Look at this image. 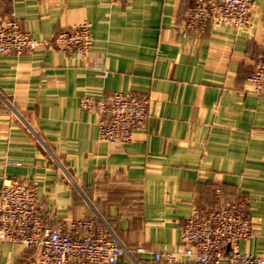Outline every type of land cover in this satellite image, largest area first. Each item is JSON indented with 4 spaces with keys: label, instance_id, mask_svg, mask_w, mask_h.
I'll return each mask as SVG.
<instances>
[{
    "label": "crops",
    "instance_id": "crops-1",
    "mask_svg": "<svg viewBox=\"0 0 264 264\" xmlns=\"http://www.w3.org/2000/svg\"><path fill=\"white\" fill-rule=\"evenodd\" d=\"M193 1L0 0V17L38 41L83 23L93 38L85 57L52 47L0 56V190L6 178L35 183L57 220H103L145 249L140 264H156L220 188L248 199L254 234L240 252L264 256V95L247 89L264 56V0H253L246 29L203 33L184 29ZM112 92L149 97L146 128L126 145L101 141L81 108L86 95ZM36 255L0 243V264Z\"/></svg>",
    "mask_w": 264,
    "mask_h": 264
},
{
    "label": "built area",
    "instance_id": "built-area-1",
    "mask_svg": "<svg viewBox=\"0 0 264 264\" xmlns=\"http://www.w3.org/2000/svg\"><path fill=\"white\" fill-rule=\"evenodd\" d=\"M254 9L253 0H194L186 11L184 29L201 33L211 25L246 29ZM92 43L89 23L62 30L41 42L24 31L15 17H0V56H20L52 47L85 57ZM247 89L264 95V56L249 77ZM81 108L96 117L101 141L126 145L132 142L136 130L146 128L149 97L141 92L86 95ZM247 200L244 196L228 198L217 188L213 203L195 208L186 219L178 247L156 252L155 263L220 264L227 259L229 264H264V256L240 252L241 241L254 234ZM0 243L35 251L37 255L26 264H118L122 257L140 264L136 255L145 252L143 247L127 246L103 220L85 219L68 225L57 220L41 204L35 183L9 178L0 190Z\"/></svg>",
    "mask_w": 264,
    "mask_h": 264
}]
</instances>
